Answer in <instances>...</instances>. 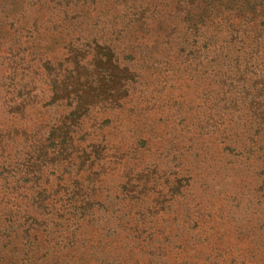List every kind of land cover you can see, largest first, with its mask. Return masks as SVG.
Instances as JSON below:
<instances>
[{
    "label": "rangeland",
    "instance_id": "rangeland-1",
    "mask_svg": "<svg viewBox=\"0 0 264 264\" xmlns=\"http://www.w3.org/2000/svg\"><path fill=\"white\" fill-rule=\"evenodd\" d=\"M0 264H264V0H0Z\"/></svg>",
    "mask_w": 264,
    "mask_h": 264
},
{
    "label": "trees",
    "instance_id": "trees-1",
    "mask_svg": "<svg viewBox=\"0 0 264 264\" xmlns=\"http://www.w3.org/2000/svg\"><path fill=\"white\" fill-rule=\"evenodd\" d=\"M74 71L66 76L64 82H54L55 95H61V99L68 102V105L74 106V110L67 117V120L50 132L51 139L60 140L62 146L73 144L74 138L79 133V125L88 116L92 105L99 101L100 95L106 94L104 90L108 92L109 88L105 82H102L103 84L100 82L101 84L94 86L93 80L83 78V72L80 69L75 68ZM95 71L98 75H102V78L108 75V70H104V73L101 70Z\"/></svg>",
    "mask_w": 264,
    "mask_h": 264
}]
</instances>
